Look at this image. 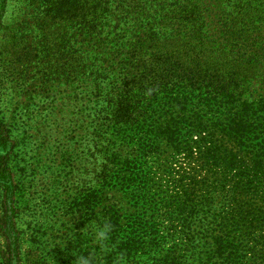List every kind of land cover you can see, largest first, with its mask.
I'll return each instance as SVG.
<instances>
[{"label": "rangeland", "instance_id": "1", "mask_svg": "<svg viewBox=\"0 0 264 264\" xmlns=\"http://www.w3.org/2000/svg\"><path fill=\"white\" fill-rule=\"evenodd\" d=\"M34 2L0 0V127L8 138L0 146V264H76L81 256L91 264H264V50L219 41L223 33L208 27L214 14H199L205 28L191 30L170 11L153 17L144 0L154 39L124 48L97 34L85 38L86 53L74 52L58 18L43 14L44 0ZM204 65L236 102L204 101L177 85L179 71ZM199 127L227 163L226 199L212 193L211 207L230 209L234 199L243 252H213L202 215L189 228L178 214L173 223L187 140L204 136ZM110 216L118 225L101 246L96 229ZM132 220L142 226L137 251L122 245ZM186 238L197 252H173Z\"/></svg>", "mask_w": 264, "mask_h": 264}, {"label": "trees", "instance_id": "2", "mask_svg": "<svg viewBox=\"0 0 264 264\" xmlns=\"http://www.w3.org/2000/svg\"><path fill=\"white\" fill-rule=\"evenodd\" d=\"M142 1L144 0H44L43 5L40 6H42L43 14L58 18V26L68 34L66 40L64 38L62 41L70 43V47L73 48L76 45L77 48L73 49L74 52L86 53V50L91 46L89 42L85 41V38L97 34H103L106 42L109 41L113 46L120 45L124 48L140 47L141 43L145 44L154 39L149 25L155 26V24L152 20L147 19L149 17ZM146 1L153 3L150 5L153 17L161 14L160 12L170 11L173 21L177 22L178 26L190 27L191 30L192 28L193 30L205 28L199 14L202 12L214 14V22L210 23L208 27L210 30H219L223 33L225 37H219V41H237L242 46L244 44L260 46L261 50H264V0H173L170 4L164 0ZM33 4H35L34 0ZM121 10L125 11V15L116 16V13ZM168 26L171 28L170 26L173 27V24ZM93 47L97 48V45ZM199 69L202 71H179L176 76L183 75V78L181 81H177V85L183 86L185 89L189 87L193 95L197 92L202 94L201 98L204 101H209L211 97L213 100H222L223 97H227L231 101L230 103L237 101V97L233 95L234 92L230 90L229 85L217 81L218 75H210L211 78L209 75L205 76L209 70L206 65L199 66ZM164 78L168 79L166 76ZM168 97L165 96V98ZM247 105L248 103L245 102L244 107ZM258 105L259 108L264 109V100L259 101ZM126 117L132 123L138 122L141 115L137 111L129 110ZM205 130L206 128L199 127L200 133L204 134L199 141L193 139L192 133L188 137V148L184 152V159L189 161L188 169L182 175V185L173 192V203L176 204L173 206V223L177 220L178 214V219L179 217L183 218V226L189 228L191 220L202 215L204 237H209L214 244L213 252H243L244 246L236 239L239 230L236 220L241 213L238 211L234 199H232L233 206L230 209V205L224 202L219 209L211 207L216 201L211 196L212 193L223 191V200L226 199L228 193L224 178L226 172H222L221 168L223 164L226 167L227 163L222 158L216 138L210 131L206 132ZM233 131L235 134L238 133L237 129H233ZM7 142L6 130L1 126L0 146L5 147ZM176 150L180 152L184 148L177 146ZM204 168L207 171L205 175H202ZM216 169H220L219 172ZM231 179L234 180L233 177ZM96 203H98V199ZM114 219V216H110L109 221L114 227H117L118 224ZM130 222L131 224H128L125 230L128 233L126 242H123L122 245L126 246V249L133 247L137 251L139 241L135 237L142 233V226L136 220ZM183 234H186V230H183ZM187 241L188 245L184 246ZM190 243L188 238L184 240L182 246L174 243L173 252H197L199 246ZM126 249L124 248V250ZM235 263L239 264V261L236 260Z\"/></svg>", "mask_w": 264, "mask_h": 264}, {"label": "clouds", "instance_id": "3", "mask_svg": "<svg viewBox=\"0 0 264 264\" xmlns=\"http://www.w3.org/2000/svg\"><path fill=\"white\" fill-rule=\"evenodd\" d=\"M151 90H149L150 94ZM113 230V225L110 223V221H105L104 226L100 228L97 226L96 229V236L95 239L98 243L103 246L104 242L107 241L110 238V233ZM76 264H91V259L89 257H79L76 261Z\"/></svg>", "mask_w": 264, "mask_h": 264}]
</instances>
